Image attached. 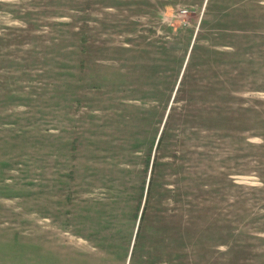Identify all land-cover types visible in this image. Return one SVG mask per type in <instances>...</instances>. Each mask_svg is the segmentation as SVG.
<instances>
[{
	"label": "rangeland",
	"instance_id": "374dc122",
	"mask_svg": "<svg viewBox=\"0 0 264 264\" xmlns=\"http://www.w3.org/2000/svg\"><path fill=\"white\" fill-rule=\"evenodd\" d=\"M0 264H264V0H0Z\"/></svg>",
	"mask_w": 264,
	"mask_h": 264
},
{
	"label": "trees",
	"instance_id": "16d2710c",
	"mask_svg": "<svg viewBox=\"0 0 264 264\" xmlns=\"http://www.w3.org/2000/svg\"><path fill=\"white\" fill-rule=\"evenodd\" d=\"M144 188V187H143Z\"/></svg>",
	"mask_w": 264,
	"mask_h": 264
}]
</instances>
